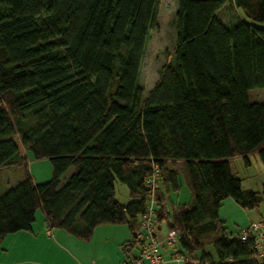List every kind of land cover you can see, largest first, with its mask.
<instances>
[{
  "label": "trees",
  "instance_id": "obj_1",
  "mask_svg": "<svg viewBox=\"0 0 264 264\" xmlns=\"http://www.w3.org/2000/svg\"><path fill=\"white\" fill-rule=\"evenodd\" d=\"M228 1L178 0L170 61L146 95L142 66L161 0H0V174L22 167L0 189V238L32 229L42 208L49 227L84 240L101 224H126L130 259L153 194L158 220L181 232L184 264H264L252 239L219 217L229 197L246 209L264 203L230 163L257 152L264 164V101L248 95L264 87V26L224 23L217 11ZM234 3L264 23V0ZM24 148L51 160L49 180H34ZM183 182L189 201L169 209Z\"/></svg>",
  "mask_w": 264,
  "mask_h": 264
},
{
  "label": "crops",
  "instance_id": "obj_2",
  "mask_svg": "<svg viewBox=\"0 0 264 264\" xmlns=\"http://www.w3.org/2000/svg\"><path fill=\"white\" fill-rule=\"evenodd\" d=\"M169 2L170 0H161L159 14L160 11L169 10L170 14L175 16L177 8L172 7ZM217 15L228 25L245 20L264 26V23H255L245 10L234 3V0H229L222 6L217 11ZM23 152L27 156L28 170L36 182L47 181L52 177L53 169L48 162L37 160L28 149L24 148ZM231 166L233 169L232 163ZM12 168L20 169L19 166ZM20 175L21 171L18 172L17 179L12 181L8 178L6 186L10 187L20 178ZM263 215L264 211H259L258 218ZM165 235L162 234L161 223H159L158 237L161 241L164 264H175L171 259L176 252L181 253V251L163 242ZM132 236L126 224L107 223L97 226L91 238L84 240L63 228L49 227L44 215L43 220L37 222L36 226H32V229L17 231L0 238L7 242L4 245L0 243V251L4 254L0 264H118L126 257L122 244L130 240ZM138 253L139 250L134 248L133 254L138 255ZM143 264L150 263L145 260Z\"/></svg>",
  "mask_w": 264,
  "mask_h": 264
},
{
  "label": "rangeland",
  "instance_id": "obj_3",
  "mask_svg": "<svg viewBox=\"0 0 264 264\" xmlns=\"http://www.w3.org/2000/svg\"><path fill=\"white\" fill-rule=\"evenodd\" d=\"M169 3L172 7L178 8V0H170ZM172 17L174 19V14H170L169 10L160 11V14L158 15L159 27L151 32L143 61L140 80V84L144 88V93L146 95L154 88L159 80L162 67L166 65L171 58V52L176 43V28L173 27ZM248 95L251 101H264V87L251 88L248 91ZM37 160H44L52 167V162L49 158ZM231 163L235 174L242 178V185L244 188L264 191V164L257 152L249 155V163H247L245 159L240 156L233 158ZM169 166L181 167L182 163L180 161L173 164L169 163ZM12 167L14 166L6 167L1 171L0 189L6 187L8 178L13 181L14 179H17L16 176L18 172L22 171V167H19L20 169H13ZM72 171L73 168H70L64 178L68 177ZM115 191L116 197L121 202L126 203L131 199L129 188L126 183L115 180ZM189 199L190 190L183 182L182 187L179 190L170 192L168 197L169 209L172 203H182L189 201ZM259 211H264V203H261L257 208L246 209L232 197H229L223 200L219 210V217L225 221L228 232L237 234L247 228L252 221L261 218H258ZM43 218L44 212L42 208H39L36 212L33 226H36L37 222L42 221ZM160 223L162 234H166L169 229L168 220L163 219ZM0 243H3L4 245L7 242L0 240ZM208 248L210 251L214 252L213 246H209ZM176 249L181 250L182 248L180 245H177ZM176 249L174 248V253ZM3 255V252L0 251L1 260L4 257ZM171 260L175 264H184L183 253L181 254L180 252H176L174 258Z\"/></svg>",
  "mask_w": 264,
  "mask_h": 264
},
{
  "label": "built area",
  "instance_id": "obj_4",
  "mask_svg": "<svg viewBox=\"0 0 264 264\" xmlns=\"http://www.w3.org/2000/svg\"><path fill=\"white\" fill-rule=\"evenodd\" d=\"M158 172L154 173L147 179L148 185L153 190L155 188ZM167 214V213H165ZM158 215L155 207V197L152 194L147 211L140 216L138 228L135 230L136 238L141 242L139 253L130 259L126 257L118 262V264H143L148 260L150 264H164V258L161 253V241L158 237ZM243 240L252 239L254 252L253 256L258 261L264 260V215L255 221H252L247 228L240 232ZM181 232L177 229H170L166 233L163 242L167 245L176 247L179 245ZM182 254V253H181ZM184 262L189 258L184 255ZM181 259V258H180ZM198 263V261H194Z\"/></svg>",
  "mask_w": 264,
  "mask_h": 264
}]
</instances>
